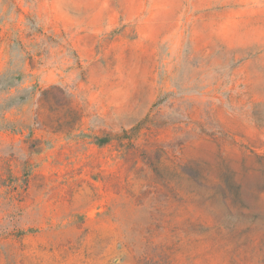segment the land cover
Listing matches in <instances>:
<instances>
[{
  "label": "rangeland",
  "instance_id": "1",
  "mask_svg": "<svg viewBox=\"0 0 264 264\" xmlns=\"http://www.w3.org/2000/svg\"><path fill=\"white\" fill-rule=\"evenodd\" d=\"M0 264H264V0H0Z\"/></svg>",
  "mask_w": 264,
  "mask_h": 264
},
{
  "label": "trees",
  "instance_id": "2",
  "mask_svg": "<svg viewBox=\"0 0 264 264\" xmlns=\"http://www.w3.org/2000/svg\"><path fill=\"white\" fill-rule=\"evenodd\" d=\"M102 143H103V144L107 143V140H102Z\"/></svg>",
  "mask_w": 264,
  "mask_h": 264
}]
</instances>
